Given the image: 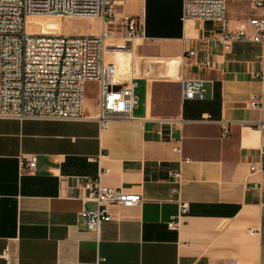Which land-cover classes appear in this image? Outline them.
Masks as SVG:
<instances>
[{
  "label": "crops",
  "instance_id": "crops-1",
  "mask_svg": "<svg viewBox=\"0 0 264 264\" xmlns=\"http://www.w3.org/2000/svg\"><path fill=\"white\" fill-rule=\"evenodd\" d=\"M182 13V0L117 9L105 58L112 70L133 68L134 119L105 131L94 120L0 119V256L9 264H264V172L251 171L264 152V108L250 106L253 96L264 105V46L227 50L217 40L264 9L230 2L225 23L183 22ZM124 17L144 26L134 46ZM184 80H205V99L183 100ZM89 85L96 99L85 97L84 112L94 116L98 85L87 83L86 96ZM88 179L144 202L111 207L113 220L90 231L80 216ZM181 203L189 212L171 230Z\"/></svg>",
  "mask_w": 264,
  "mask_h": 264
},
{
  "label": "built area",
  "instance_id": "built-area-1",
  "mask_svg": "<svg viewBox=\"0 0 264 264\" xmlns=\"http://www.w3.org/2000/svg\"><path fill=\"white\" fill-rule=\"evenodd\" d=\"M122 0H0V119L87 121L94 120L101 131L112 121L132 120L138 105L133 68L129 72L112 70L106 62L107 42L113 39L109 27L117 23V9ZM247 2L264 9V0H182L183 22H226L227 4ZM99 18V34H40L29 31V17ZM126 39L134 46L144 37L139 19L124 17ZM229 50L234 43H255L264 46V18H250L241 22L234 32L226 31L217 37ZM194 52H189L194 56ZM264 64V51L261 55ZM261 79L263 74H253ZM87 83L98 85V111L94 116L84 112ZM206 81H182L183 100H204ZM250 106L263 109L262 98L253 96ZM224 132L223 137L228 136ZM181 152V148H176ZM259 165V167H257ZM252 172H264V152ZM35 161L22 163V171H34ZM103 171L102 174L108 173ZM180 179L181 172L171 174ZM81 188L84 209L80 216L90 231L99 232L102 225L113 220L111 207H139L141 194L103 185L99 179H88ZM78 189H80L78 187ZM88 204L92 206L87 207ZM189 212L181 203L176 221L168 224L177 230ZM252 233L253 231H249ZM0 258L9 264L8 253Z\"/></svg>",
  "mask_w": 264,
  "mask_h": 264
},
{
  "label": "rangeland",
  "instance_id": "rangeland-1",
  "mask_svg": "<svg viewBox=\"0 0 264 264\" xmlns=\"http://www.w3.org/2000/svg\"><path fill=\"white\" fill-rule=\"evenodd\" d=\"M40 19L32 18L29 20V31L40 34H54V33H74V34H94L100 33L101 20L99 18H65L60 19ZM123 69V67H121ZM94 85H89L87 92V101L93 104L96 99L95 92L93 91ZM86 105L87 102H86ZM95 106V103H94Z\"/></svg>",
  "mask_w": 264,
  "mask_h": 264
},
{
  "label": "bare ground",
  "instance_id": "bare-ground-1",
  "mask_svg": "<svg viewBox=\"0 0 264 264\" xmlns=\"http://www.w3.org/2000/svg\"><path fill=\"white\" fill-rule=\"evenodd\" d=\"M32 18H40V19H55V18H53V17H29L28 19H27V28H28V30H29V25H28V23H29V20L30 19H32ZM54 34H58V33H54ZM131 54H132V61H133V57H134V55H133V53L131 52Z\"/></svg>",
  "mask_w": 264,
  "mask_h": 264
}]
</instances>
